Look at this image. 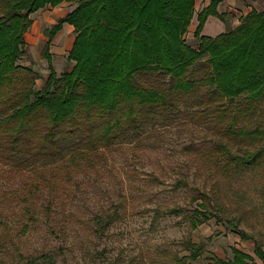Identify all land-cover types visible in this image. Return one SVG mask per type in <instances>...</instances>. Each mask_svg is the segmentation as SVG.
I'll use <instances>...</instances> for the list:
<instances>
[{"label": "trees", "instance_id": "16d2710c", "mask_svg": "<svg viewBox=\"0 0 264 264\" xmlns=\"http://www.w3.org/2000/svg\"><path fill=\"white\" fill-rule=\"evenodd\" d=\"M63 1L71 9L48 31L42 51L48 75L36 90L38 74L17 64L24 34L31 14ZM220 1L211 0L198 13L194 48L184 36L194 0H0V161L33 174L28 188L34 194L45 186L52 189L51 180L68 181L73 172L93 167L102 158L101 149L132 142L180 115L244 146L233 149L220 138L200 151V157L222 176L259 177L264 193V129L247 124L264 106V11L241 16L235 28L226 24V31L214 37L200 35L209 15L226 23L216 10ZM63 23L74 27L67 54L73 65L57 75L49 48ZM186 186L184 179L175 183L176 188ZM216 193L214 187L198 193L199 202L190 214L183 207L156 208L152 221L163 214L182 215L193 230L214 218L225 220L241 238L251 239L224 216ZM22 202L23 217L34 223L33 200ZM113 215L106 221L95 216L98 233L117 217ZM20 224L18 237L29 228L28 223ZM3 226L0 254L8 256L14 250L15 264H57L51 252L26 255L14 247ZM183 245L189 254H171L168 264H188L201 256L202 242L188 238ZM231 252L229 260L214 264H257L247 252L235 247ZM253 252L264 261V249L255 244Z\"/></svg>", "mask_w": 264, "mask_h": 264}, {"label": "rangeland", "instance_id": "374dc122", "mask_svg": "<svg viewBox=\"0 0 264 264\" xmlns=\"http://www.w3.org/2000/svg\"><path fill=\"white\" fill-rule=\"evenodd\" d=\"M65 11V7L58 10L47 6L30 15L31 25L24 34L23 54L17 64L38 74L36 90L48 75L42 57L48 31ZM223 15L225 20L231 19L229 13ZM185 43L195 48L197 42L185 35ZM68 48L69 43L61 46L56 39L50 43L57 75L73 65L67 60ZM247 124L264 129V106ZM220 138L215 129L195 125L178 115L147 129L132 142L101 149L102 158L93 167L73 172L68 181L51 180L52 189L45 186L34 194L28 188L33 174L0 161V233L6 224L14 247H20L26 255L51 252L57 264H168L171 254H189L183 245L188 238L204 244L201 256L188 264L227 261L232 257V247L251 254L257 264H264L253 252L255 244L264 249V193L259 177L251 173L239 178L222 176L200 157V151ZM222 140L233 149L244 147ZM179 179L186 181L185 188L175 187ZM213 187L224 205V216L251 239L241 238L225 220L209 218L193 230L182 215L163 214L152 221V210L156 208L165 211L183 207L190 214L199 202L197 194ZM23 199L34 202V223L23 217ZM112 214L117 217L98 233L95 216L106 221ZM20 222L28 223L29 228L18 237L15 234L21 230ZM0 258L4 264L18 262L14 250L8 256L0 254Z\"/></svg>", "mask_w": 264, "mask_h": 264}, {"label": "crops", "instance_id": "0c3cea01", "mask_svg": "<svg viewBox=\"0 0 264 264\" xmlns=\"http://www.w3.org/2000/svg\"><path fill=\"white\" fill-rule=\"evenodd\" d=\"M210 1L211 0H194L193 14L184 36L186 35L187 37L194 39L193 34L198 24L197 15L204 7H207L210 4ZM63 7L66 8L65 13L53 22L52 25L56 24L59 19L65 17L70 12V3L63 1L54 7H50L58 10ZM216 10L219 14L229 13L231 19L226 20V23H224L218 17L209 15L202 26L200 35L214 37L225 32L227 26L231 27L239 24L241 16H244L251 11H264V0H221L216 6ZM236 13H238V16H235ZM74 37V27L71 24L63 23L61 29L56 32L53 39H56L58 44L60 43L61 46L69 43V52L72 47Z\"/></svg>", "mask_w": 264, "mask_h": 264}]
</instances>
